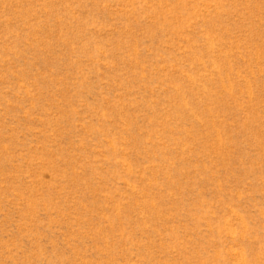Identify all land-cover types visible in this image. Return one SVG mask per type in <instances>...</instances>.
Listing matches in <instances>:
<instances>
[{"label":"rangeland","instance_id":"374dc122","mask_svg":"<svg viewBox=\"0 0 264 264\" xmlns=\"http://www.w3.org/2000/svg\"><path fill=\"white\" fill-rule=\"evenodd\" d=\"M0 264H264V0H0Z\"/></svg>","mask_w":264,"mask_h":264}]
</instances>
